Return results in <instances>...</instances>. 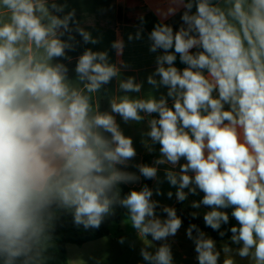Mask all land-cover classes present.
Wrapping results in <instances>:
<instances>
[{"label": "clouds", "instance_id": "1", "mask_svg": "<svg viewBox=\"0 0 264 264\" xmlns=\"http://www.w3.org/2000/svg\"><path fill=\"white\" fill-rule=\"evenodd\" d=\"M66 8L56 0H0V264H48L62 215L70 214L77 228L98 230L117 207L125 210L123 223L147 241L143 261L174 264L167 241L183 221L174 207L152 198L154 191L162 195L161 165L168 166L164 178L177 201L203 193L190 206L210 209L205 226L221 238L230 231L231 244L239 246L217 249L190 224L186 237L198 264H220L221 254L222 264H236L235 256L264 264V0H170L161 16L183 9V23L174 31L158 22L149 33V51L161 54L143 96L130 94L141 93L144 81L122 78L126 65L110 62L107 50L85 48L70 78L68 53L80 43L73 33L84 44L100 37ZM143 24L141 16L129 42L142 38ZM124 47L119 36L111 44L117 57ZM114 79L115 93L101 110L96 97ZM117 116L126 125L146 123L141 144L149 154L159 145L151 164L133 163V137ZM141 177L157 187L143 184L121 195V185ZM227 209L237 223L225 231Z\"/></svg>", "mask_w": 264, "mask_h": 264}, {"label": "crops", "instance_id": "2", "mask_svg": "<svg viewBox=\"0 0 264 264\" xmlns=\"http://www.w3.org/2000/svg\"><path fill=\"white\" fill-rule=\"evenodd\" d=\"M56 2L67 3L65 12L74 8L76 10V19L80 22L81 26L90 31L93 37H100V43L96 45L84 44L81 37L78 34L73 33L76 36V40L80 41V43L75 51L68 53L73 58L72 62L68 64L70 69V78L75 79L74 67L76 58L82 54L85 48H91L93 51L107 50L110 62L119 63L120 61H123L126 65V67H122L121 69L122 78L135 76L137 81H144L142 92L139 94L132 93L130 95L143 96L151 90L152 86L147 84L146 77L155 70V59L157 55L161 54V50L158 49L155 53L149 51V46L151 44V41L148 39L149 33L158 22L167 23L174 28V31L178 30L183 23L181 20L183 9L178 11L175 15L168 16L167 19H164L159 10L166 11L169 7L170 0H56ZM141 16L144 17L142 38L140 40H133L129 42L128 35L129 33L135 34L137 28L140 27ZM118 36L123 38L125 42L124 51L120 57H117L115 50L111 48L112 42L115 41ZM64 63L67 64L68 62L64 61ZM176 65L180 68L184 67V65L180 64L179 57H177ZM117 84L118 81L114 79L109 85L105 86L107 88V92L103 93L102 90V95L96 97L99 101L101 110L108 109V101L111 95L115 93ZM160 93L166 94V89L161 87ZM160 93L156 92L154 94L159 96ZM116 118L125 135L133 137L134 146L137 150V157L133 163H141L142 156L147 152L146 148L141 144V132L147 131L146 123L140 125H126L118 116ZM144 138L147 139V137ZM184 162L185 161L182 159L181 163ZM166 167L168 166L161 165L159 166L158 171V176L161 181L159 187L162 195H156L154 191L152 198L159 201L161 206L166 205L174 207L176 205H181L182 208L190 210L191 213L198 212L199 215L197 217H203L204 213L210 209L203 205H201L199 209H193L190 206L193 200L199 201L202 199L203 193L198 192L197 195L189 194L187 200L178 202L175 195L176 188L171 187L168 181L164 178V169ZM128 170L137 171L135 168H129ZM176 170H178V168ZM139 185L140 183L126 186L137 188ZM156 187L157 182L152 180L150 188L154 190ZM168 191H172L173 193L171 198H168L167 196ZM184 191L188 192V189H184ZM226 211L229 212L230 219H234L231 217V209H227ZM205 234L210 237L207 233ZM179 237L182 238L178 239ZM170 239L172 240V237H170ZM216 242L217 249H220L224 243L230 244L233 248L239 247L238 245L231 244L230 238ZM173 243L174 244L171 247L173 253H176L179 257H187V264H198L196 260V253L194 251L195 245L193 241L186 237V234L184 235L183 233L178 232L176 235V241L173 240ZM223 259L224 256L221 254L220 264H222ZM235 260L236 264H249L248 259H241L239 256H235Z\"/></svg>", "mask_w": 264, "mask_h": 264}, {"label": "rangeland", "instance_id": "3", "mask_svg": "<svg viewBox=\"0 0 264 264\" xmlns=\"http://www.w3.org/2000/svg\"><path fill=\"white\" fill-rule=\"evenodd\" d=\"M181 211H188L191 216V211L184 209L179 205ZM161 218V217H160ZM200 218V217H195ZM126 215H122L117 223L109 224V234L105 238L86 243L81 246L72 244L66 245L67 264H148L143 261L140 254L142 247H145L147 241L140 240L136 231L130 226V221H123ZM162 219V218H161ZM187 227H181L178 232L186 234ZM121 237L125 238L123 244L119 243ZM179 237L178 239H181ZM147 239L151 240L149 236ZM173 240L176 241V236L169 238L167 243L173 246ZM163 242H153L155 247H158ZM154 251L155 248L149 249ZM174 264H187L188 258L179 257L173 253Z\"/></svg>", "mask_w": 264, "mask_h": 264}, {"label": "trees", "instance_id": "4", "mask_svg": "<svg viewBox=\"0 0 264 264\" xmlns=\"http://www.w3.org/2000/svg\"><path fill=\"white\" fill-rule=\"evenodd\" d=\"M193 11H195L193 9ZM156 151L152 154L146 152L142 156V162L151 164L153 160L159 156V145L154 146ZM152 180H145L141 177L140 185L137 188L128 187L126 185H121V195H126L130 190L139 188L143 184H147L151 187ZM177 211V215L182 218V226L187 227L190 224H196L202 231L207 233L211 238L215 241H221L227 238H230L231 233L230 231L226 233L224 237H220L217 231H213L211 228H208L204 224L203 217L201 218H193L189 215L188 211H181L179 205L174 206ZM125 214V210L117 207L115 210V215L108 218L98 230H88L85 231L83 227L77 228L73 224V218L70 214L62 215L60 220L57 222L54 236H55V247L51 249L48 253L50 256V260L48 264H67V255H66V245L72 244L76 246H81L87 242L95 241L101 238L108 236L109 234V224L110 223H117L121 217V215ZM157 215L160 216L162 219L166 217V214L162 213L160 209H157ZM237 222L234 219L229 220L228 225H221V230H227L232 225H235Z\"/></svg>", "mask_w": 264, "mask_h": 264}]
</instances>
